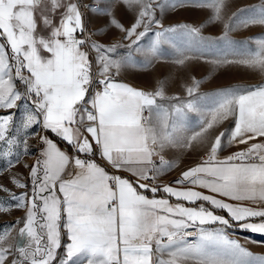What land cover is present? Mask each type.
<instances>
[{
    "label": "snow or ice",
    "instance_id": "1",
    "mask_svg": "<svg viewBox=\"0 0 264 264\" xmlns=\"http://www.w3.org/2000/svg\"><path fill=\"white\" fill-rule=\"evenodd\" d=\"M226 6L227 0H0V178L25 190L0 183L9 194L0 215L24 212L0 225V264H264L228 231L235 224L264 234V83L201 95L193 78L182 101L167 96L163 84L145 91L117 79L149 34L150 57L140 67L164 59L161 46L178 31L190 38L174 57L182 66L212 57L214 68L235 64L264 73V37L227 36L264 26V4L232 14L218 38L224 49L199 28L164 26L166 12L211 8L210 19L221 20ZM120 9L131 14L129 24ZM110 33L119 39L106 44ZM205 107L211 118L190 130L187 113ZM230 118V133L212 139L210 130ZM41 133L66 142L71 154ZM32 138L40 154L22 163L33 154ZM225 139L244 147L220 159ZM194 142L206 144L201 162L173 182L155 183L174 166L165 153L194 149ZM17 166L28 169L30 192Z\"/></svg>",
    "mask_w": 264,
    "mask_h": 264
},
{
    "label": "rangeland",
    "instance_id": "2",
    "mask_svg": "<svg viewBox=\"0 0 264 264\" xmlns=\"http://www.w3.org/2000/svg\"><path fill=\"white\" fill-rule=\"evenodd\" d=\"M261 4H264V0H227V6L222 10L221 20L210 19V17L213 16V10L211 8L180 9L175 11L174 14L172 12H166L164 26L169 27L171 24H186L190 27L199 28L200 34L203 37L216 41L217 49H224L226 47L225 41L218 39L224 35V23L228 22L232 14L238 9L250 8L253 6L259 7ZM117 15L123 19L126 25L129 24L132 19L131 14H125L122 9L118 10ZM98 23L103 24L104 21H99ZM89 26L90 28L92 27V25ZM227 36L228 39L237 42L244 41L248 37H264V26L255 25L248 28H238L228 32ZM113 38L119 39V34L110 33L109 37L105 38L104 42L107 44L111 42ZM153 39L154 37L149 34L140 43L139 47L141 50L132 52L133 62L120 73L139 84L146 91H154L160 84H163L167 96H179L182 101H186L189 99L186 93V87L192 85L193 78L200 81L198 93L201 95H210L216 90L228 86L243 87L264 83V73H260L258 70L240 67L235 64L214 68L211 63L212 57H209L208 61L193 60L186 66L176 63L174 57L176 56L177 50L186 49L190 42V38L179 31L172 34V43H165L161 46V53L164 59H154L150 66L140 67L139 65L145 62L146 57H150L149 50ZM249 47L254 48V45L250 44ZM122 51L125 53L127 52L126 49H122ZM199 103L204 105L206 102L199 101ZM22 111L23 107H21L20 111L16 112L17 121L20 120ZM210 118L205 107L202 112L187 113L185 122L190 130H199L201 121ZM231 127L232 119L230 118L210 130L212 133L211 138L214 139V136L221 131L228 132ZM190 134L191 131H189V135ZM29 143L33 154L22 158V163L26 162L32 164L37 157L39 145L35 138H32ZM194 143V149L172 148L168 150L166 154L173 157L175 160L183 157L186 159H193L195 156L202 154L203 151L205 152L206 149V144H201L199 142ZM38 154H40V151ZM14 171L21 174L20 179L22 181L28 182L29 188L27 191L30 192L31 182L28 180V169L17 166ZM0 183L7 185L17 193L25 191L24 189L14 188L8 183V180L4 178H0ZM8 196V193L0 191V200L7 202ZM23 215V210H16L11 214H2L0 215V225L13 222ZM228 231L232 239L239 241V243L254 256H264V236L262 234L243 231L234 227ZM188 264H195V262L189 261Z\"/></svg>",
    "mask_w": 264,
    "mask_h": 264
},
{
    "label": "crops",
    "instance_id": "3",
    "mask_svg": "<svg viewBox=\"0 0 264 264\" xmlns=\"http://www.w3.org/2000/svg\"><path fill=\"white\" fill-rule=\"evenodd\" d=\"M117 79L120 81V82H124V83H127L129 84L130 86H133V87H136L138 89H142L144 90L139 84H137L136 82H134L133 80L119 74V76L117 77ZM146 91V90H145ZM234 127V120L232 119V127L229 129V133L230 131L232 130V128ZM43 135H48L50 139H53L54 143L57 144V146L62 150V151H65L69 154H71V148L70 146L66 143V142H63L61 141L58 137H56L54 134H50V133H44ZM256 142H260L259 141V138L257 139ZM244 146L243 145H237V144H229L228 143V140L226 139L225 140V144H224V147H223V151H220L218 152V157L220 159H223L225 157H227L228 155L232 154L233 152H237V151H240ZM39 151H40V148L38 149V152H37V156H39ZM205 157V152L203 151L202 154L200 155H197L195 156V158L193 159H186L185 157L183 158H180V159H177L175 160L173 157L167 155L165 153V158L172 161L173 162V168L171 170H169L167 173L163 174L162 176L158 177L156 182L158 184H168L170 182H173L175 181L176 179L179 178L180 176V173L184 170H187L189 167H193L195 166L197 163L201 162L202 158ZM111 168H108V171L110 170ZM113 170V169H112ZM70 172L72 170H69ZM115 171V170H114ZM124 175L126 176H130V174L128 173H125ZM133 180L135 179L134 177L132 178ZM173 187H181L179 185H175V184H172ZM188 188H193L194 186L192 185H187ZM194 190H197V191H201L202 193L204 194H211L209 193L206 189H202V188H199V187H194ZM141 192H143L142 189H140ZM149 198H152V193L151 192H147L145 193ZM166 194H163V193H158L157 194V198H160L161 196H165ZM212 195H215V194H212ZM217 198H221V199H226V198H222V197H219L217 196ZM171 203H175L176 200L175 198H172V200L170 201ZM226 202H229V203H234L232 201H229L226 199ZM203 203V202H201ZM246 205L248 206H253V207H256V205H249L248 202H244ZM186 206H189L186 204ZM206 207H210L209 205H205ZM217 214H220V215H227L226 212H224L223 210H216ZM215 225H208L206 227H213ZM234 228L236 229H239V230H242L240 229V227L238 225H235L234 224ZM244 231V230H243ZM251 232V231H249ZM260 234V233H259ZM264 236V234H262ZM67 241V237L66 235H63L62 236V243L66 242ZM61 256L63 255V251L60 250V253H59Z\"/></svg>",
    "mask_w": 264,
    "mask_h": 264
},
{
    "label": "built area",
    "instance_id": "4",
    "mask_svg": "<svg viewBox=\"0 0 264 264\" xmlns=\"http://www.w3.org/2000/svg\"><path fill=\"white\" fill-rule=\"evenodd\" d=\"M85 2H87V1H85ZM89 27H90V26H89ZM81 158H83V156H82ZM96 159H97V161L100 162L101 164L104 163V162H102V161L99 160V157H96ZM113 171H114V170H112V169L109 170L110 173L113 172ZM155 183H157V182L155 181ZM189 231H191V230H189Z\"/></svg>",
    "mask_w": 264,
    "mask_h": 264
}]
</instances>
